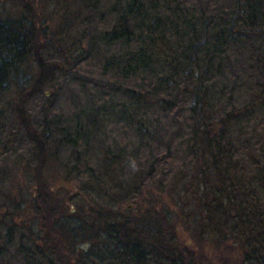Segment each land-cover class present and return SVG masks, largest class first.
<instances>
[{"label": "rangeland", "instance_id": "1", "mask_svg": "<svg viewBox=\"0 0 264 264\" xmlns=\"http://www.w3.org/2000/svg\"><path fill=\"white\" fill-rule=\"evenodd\" d=\"M77 1L0 0V18L16 17L28 3L55 31L39 50L49 65L43 73L46 82L25 102L33 125L46 139L42 147L46 162L40 171L51 193L65 199L71 212L90 203L116 212L126 207L134 213L152 205L169 213L181 238L188 240L190 234H197L193 202L185 193L195 171L194 120L182 87H166L160 93L153 89L171 75V63L158 57L150 69L137 72H128L122 64L108 66V59L129 54L128 44L109 43L101 37L125 22L123 13L114 0H80L79 5ZM186 1L202 32L201 15L226 16L234 7V0ZM135 24L127 22L131 30ZM179 49L173 45L171 55L176 56ZM35 61L33 55L27 61L32 76L36 75ZM209 76L213 77L206 85L211 96L208 112L214 121L221 118L229 101L244 107L258 102L259 97L263 100L264 76L239 43L232 41L225 47L211 64L206 78ZM14 97L13 93L7 95V102ZM159 99L174 105L164 109ZM7 104L4 116L0 115V219L12 218L17 225L12 244L0 255V264H45L34 254L24 229L23 202L35 195L36 188L29 166L39 159L38 147ZM260 110L245 117L236 126L239 130L232 129L235 146L244 150L246 138L254 143L255 153L261 152L264 109ZM246 157L244 153V160ZM119 195L125 199L122 206L117 205ZM4 231L5 227L0 232ZM88 248L84 245L83 250Z\"/></svg>", "mask_w": 264, "mask_h": 264}, {"label": "trees", "instance_id": "2", "mask_svg": "<svg viewBox=\"0 0 264 264\" xmlns=\"http://www.w3.org/2000/svg\"><path fill=\"white\" fill-rule=\"evenodd\" d=\"M114 1L125 22L101 37L109 43L128 44L129 54L110 58L106 64L117 68L122 64L128 72H137L150 69L162 57L170 61L172 71L154 91L182 87L189 102L196 155L185 193L193 202L197 234L181 238L169 213L152 205L134 213L126 207L116 212L90 203L71 212L65 199L51 193L40 171L46 162L42 153L46 139L33 125L25 102L46 82L43 73L49 65L39 50L55 31L41 12L24 3L16 17L0 18V104L8 103L10 93L15 95L7 107L38 147L39 159L29 166L35 195L23 202L26 240L45 264H264V145L260 143L261 152L255 153L254 143L245 138L243 150L233 144L236 137L232 134L245 117L264 109V97L244 107L229 101L221 118L214 121L208 112L207 87L213 76L206 78L213 61L232 41L249 51L264 76V0H234L226 16L201 15L203 32L194 23L186 0ZM128 21H136L132 30ZM173 45L180 48L176 56L171 55ZM31 55L36 60L35 76L27 70ZM6 104L0 105L2 116ZM159 104L164 109L174 105L161 99ZM124 200L119 195L117 205L122 206ZM16 225L12 218L0 219V231L5 227L0 232V255L12 244ZM84 245L89 246L85 251Z\"/></svg>", "mask_w": 264, "mask_h": 264}]
</instances>
